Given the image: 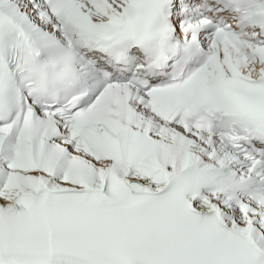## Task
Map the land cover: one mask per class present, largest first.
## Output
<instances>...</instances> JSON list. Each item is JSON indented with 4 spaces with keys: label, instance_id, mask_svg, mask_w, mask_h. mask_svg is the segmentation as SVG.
Wrapping results in <instances>:
<instances>
[{
    "label": "snow or ice",
    "instance_id": "1",
    "mask_svg": "<svg viewBox=\"0 0 264 264\" xmlns=\"http://www.w3.org/2000/svg\"><path fill=\"white\" fill-rule=\"evenodd\" d=\"M0 264H264V0H0Z\"/></svg>",
    "mask_w": 264,
    "mask_h": 264
}]
</instances>
